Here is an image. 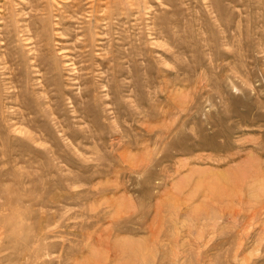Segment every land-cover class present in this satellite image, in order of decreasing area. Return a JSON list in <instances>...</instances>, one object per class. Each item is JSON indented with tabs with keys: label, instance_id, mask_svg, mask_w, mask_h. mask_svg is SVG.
Masks as SVG:
<instances>
[{
	"label": "rangeland",
	"instance_id": "374dc122",
	"mask_svg": "<svg viewBox=\"0 0 264 264\" xmlns=\"http://www.w3.org/2000/svg\"><path fill=\"white\" fill-rule=\"evenodd\" d=\"M0 264H264V0H0Z\"/></svg>",
	"mask_w": 264,
	"mask_h": 264
}]
</instances>
